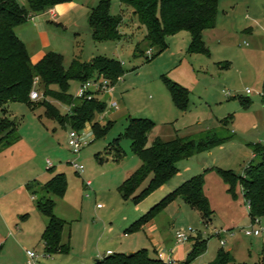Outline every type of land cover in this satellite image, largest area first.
Wrapping results in <instances>:
<instances>
[{
	"label": "rangeland",
	"instance_id": "1",
	"mask_svg": "<svg viewBox=\"0 0 264 264\" xmlns=\"http://www.w3.org/2000/svg\"><path fill=\"white\" fill-rule=\"evenodd\" d=\"M75 1L88 8L99 3V0ZM112 1V13L122 18L120 40L95 42L89 15L83 11L72 16L74 21L67 30H51L54 45L47 49L63 54L66 68L74 58L90 61L105 56L122 62L125 75L112 92H104L102 96L108 103L118 100L128 111L119 112L105 136L95 139L88 123L85 128L91 130L87 137L89 144L74 153L68 144L71 126H63L46 114L40 103L42 95L32 99L35 108L16 101L4 106L6 112L0 108V119L7 115L15 120L20 135L17 143L0 151V247L3 245L0 261L4 257L9 264H25L26 250L30 249L41 256L42 264H98L113 253L129 254L146 248L153 257L159 258V253H164L172 257V264H186L196 240L204 239L207 250L188 264H209L222 247L233 256L230 264H261L264 216L252 220L248 203L241 195L234 199L220 178L208 183L214 210L208 224H203L200 213L182 198L167 205L141 231L126 235L135 219L126 221L124 217L142 209L138 217L148 212L170 192L163 194L169 186L184 178L175 185L177 188L189 179L186 176L190 168L208 164L243 174L251 160L259 161L253 144L264 146V0H220L217 27L209 30L204 39L208 54L188 52L191 34L186 30L169 35L167 48L160 54L156 47L146 44L142 52L136 51L138 42L146 36V28L131 7L120 0ZM26 24L17 28L20 36L30 50L39 48L37 35L29 28L23 34L22 29L29 27L30 22ZM242 24L246 25L240 27ZM248 27H253L254 32L244 31ZM163 75L189 90L186 110L173 102ZM80 84L72 81L69 92L76 95ZM35 86L42 94L39 81ZM244 100L249 101L248 106ZM57 105L63 114L68 112L66 105ZM115 111L118 110L107 114ZM108 115L98 120L100 125L111 120ZM129 116L155 122L148 135V146L156 137L164 141L176 136L198 137L211 128L224 136L233 135V140L212 148V153L207 151L183 159L165 185L138 202L126 201L118 186L142 164L129 139L122 137L115 142L125 132ZM224 121L228 122L226 128L221 126ZM74 162L83 164L84 172H78ZM50 168L67 176L68 189L63 197L42 190V185L54 174ZM88 180L92 185H86ZM147 183L148 180L138 193ZM44 197H52L56 215L66 221L63 243L70 246L67 254L46 253L40 236L48 218L37 208V202ZM189 227L198 232L189 241L178 244L176 230ZM253 228L263 229L261 235L248 236L243 232ZM221 239L226 240L225 245Z\"/></svg>",
	"mask_w": 264,
	"mask_h": 264
},
{
	"label": "trees",
	"instance_id": "2",
	"mask_svg": "<svg viewBox=\"0 0 264 264\" xmlns=\"http://www.w3.org/2000/svg\"><path fill=\"white\" fill-rule=\"evenodd\" d=\"M73 0H0V108L10 101L23 102L31 108L36 103L30 93L39 80L42 89L41 105L46 108V114L57 119L63 126L70 125L74 129H83L91 123L95 139L105 136L113 127L109 120L100 125L97 116L104 113L108 102L99 97L92 99L75 97L69 92L72 81L80 83L91 78L102 76L116 85L125 75L122 62L114 58L97 56L90 61L74 58L68 68L64 66V55L49 51L37 63H33L25 42L17 35L16 27L24 24L33 16L41 14L57 4ZM122 4L133 9L138 21L146 28V36L138 42L136 51L142 52L144 44L156 47L157 54L167 48V37L181 31H189L191 41L188 52L191 54H208V47L203 34L206 30L216 27L220 0H120ZM112 0H99L97 6L89 13V23L92 27V37L95 42L120 40L119 28L122 18L112 13ZM150 60V57L147 58ZM163 80L171 93L173 102L181 109L188 107L189 90L163 75ZM264 97V82H263ZM51 100L58 101L70 108L63 114L60 108ZM248 106L249 101L244 100ZM97 122H96V121ZM155 126L150 118L128 117L125 132L122 137L131 141V148L142 161L141 166L130 174L119 185L118 191L124 200L133 199L138 202L148 193L165 185L178 169V162L195 154L209 151L214 147L233 140V135L224 136L217 129L204 130L198 137L176 136L164 141L156 137L148 146V135ZM221 126L226 128L228 122ZM20 140L15 120L7 115L0 119V151ZM259 161L251 160L243 174L233 170L213 167L212 170L228 186V193L238 198L237 189L242 188L243 196L249 205L252 220L264 216V146L253 144ZM53 176L42 185V190L48 194L63 197L68 189V180L64 172H54ZM206 171L194 175L168 193L157 205L137 218L127 229L129 232L144 230L146 225L167 205L182 198L192 208L199 211L203 224L212 221L214 210L205 193ZM148 180L147 185L140 190ZM56 203L52 197H44L37 202V208L48 218L42 234V240L48 255L67 254L70 246L63 243V232L66 221L55 213ZM207 240L197 239L187 258L186 264L193 262L207 250ZM233 256L223 247L209 264H230ZM159 258L150 255L148 249L142 248L132 254L117 253L99 260L98 264H159ZM264 264V260L261 262Z\"/></svg>",
	"mask_w": 264,
	"mask_h": 264
},
{
	"label": "crops",
	"instance_id": "3",
	"mask_svg": "<svg viewBox=\"0 0 264 264\" xmlns=\"http://www.w3.org/2000/svg\"><path fill=\"white\" fill-rule=\"evenodd\" d=\"M92 8L93 7L88 8L84 4H79L78 2H76L75 0H73V1H70V2H64V3L57 4L56 6L48 9L47 11H45V12H43L41 14H38V15L33 16L31 19H29L27 21V22H30V26L29 27H25V29L24 30L22 29V31H23V34L25 35L26 31L28 30L27 28H29L31 33H34L35 35L38 36L39 48H34V50H30L28 48L27 42L24 40V38L22 36H20V33L17 30V28L20 27V26H22L23 24L17 26L16 29H15L16 30V33L25 42V44H26V46L28 48V51H29V54H30V57H31L32 62L35 64V63L39 62L45 56V54L47 52L54 51V50H47L48 48H52L53 45H54L53 42H52L51 33H50L53 28H54V30H52V32H54L57 28H63L65 30H67L69 28V26L72 25L71 24V21H74L73 20V17H72L74 14H77L79 12L82 13L83 11H86L87 12V15H89V13H90V11H91ZM27 22H25L24 24H26ZM244 25H246V24H242V25H240V27H243ZM216 27H217V25H216ZM210 30H212V29H210ZM244 31L249 32V33H253L254 32V28L253 27H248V28H245ZM208 32H209V30H206L204 32V34H203L204 39L206 38ZM51 101L55 105H57V104L60 103V102L55 101V100H51ZM117 110L118 111H115V112L110 113V115H108L107 118L108 119H111V120H115V117L118 114L121 113L120 111H125V113L128 111L127 108H125L123 105L120 106ZM206 152L207 151L202 152L200 154H203V153H206ZM208 153H212V150H209ZM204 171H206V175H205V179L206 180H205L204 190H205V193L208 196V198L210 200V204H211L213 200H212V198H211V196L209 194V191H208V183H209V180L210 179H213V180H216L217 179L219 181L221 179L216 174V172L214 170H212V167L209 166L208 164H204L200 168H192V169L190 168V171L188 172V174H187L186 177H189L190 178V176L192 177V176L197 175V174H200V173H202ZM218 178H220V179H218ZM182 180H184V178L181 179L177 183L178 184L181 183ZM90 182H91V185H92V181L91 180H90ZM221 182H222V184H224L225 189H228L227 184L224 183V181L222 179H221ZM178 184H174V186H169L167 188V190H165L163 192V194L165 192L168 193V191H170V192L173 191L175 189L174 187H176L175 185H178ZM237 192H238V197H239V195H241L243 197L244 201L246 202V200H245V198L243 196V193H242L241 186L238 187ZM143 211H144V209L140 210V212L132 213V214H130L128 216L126 215L124 218H125L126 221H132L133 219L136 220L137 218H139L138 216L141 213H143ZM47 222L45 223L44 229L46 227ZM147 225H149V223ZM44 229L41 232V236H40L41 237V240H42V234H43ZM2 247H3V245L0 248H2ZM213 259L214 258H212V260ZM212 260H210V261H212ZM0 264H9V263H8V260H6L4 257H2V261H0Z\"/></svg>",
	"mask_w": 264,
	"mask_h": 264
},
{
	"label": "built area",
	"instance_id": "4",
	"mask_svg": "<svg viewBox=\"0 0 264 264\" xmlns=\"http://www.w3.org/2000/svg\"><path fill=\"white\" fill-rule=\"evenodd\" d=\"M22 1V0H20ZM151 51H149V54ZM39 80L35 81V85L38 83ZM115 86L110 84V81L102 76H97L94 78H91L85 82H82L79 86V89L75 95V97H80V98H87V99H92L94 97H99L103 99L104 92H112L114 90ZM40 94L36 90V86L32 89L30 96L31 99L36 100L39 99ZM120 107V103L116 99H112L111 102L108 103V107L106 111L100 115L97 116V120L103 119L105 115L107 116L108 112H111V110L118 109ZM70 108H68V111ZM88 131L91 130H86V128L83 129H74L72 128L71 131L68 133V144L71 147L72 151L74 153H79L86 145L89 144L88 141ZM74 168L78 172H84V165L74 162L73 163ZM86 185L89 186L91 185L90 180L86 182ZM249 206V205H248ZM258 219V218H257ZM255 219L254 221H256ZM263 229L261 228H253V229H246L243 232L245 235H260ZM195 232H198L197 230H194V228L189 227L187 229H178L175 232V239L178 244L180 243H185L189 241L192 238V234H195ZM219 234V233H218ZM221 244L225 245L226 240L221 239ZM111 253V251H109ZM26 256L27 260L25 264H42L41 262V256L38 255L34 250L27 249L26 250ZM159 259L162 261H165L166 264H172L174 261L171 256H165L164 253H159Z\"/></svg>",
	"mask_w": 264,
	"mask_h": 264
},
{
	"label": "water",
	"instance_id": "5",
	"mask_svg": "<svg viewBox=\"0 0 264 264\" xmlns=\"http://www.w3.org/2000/svg\"><path fill=\"white\" fill-rule=\"evenodd\" d=\"M130 254H132V253H130Z\"/></svg>",
	"mask_w": 264,
	"mask_h": 264
}]
</instances>
